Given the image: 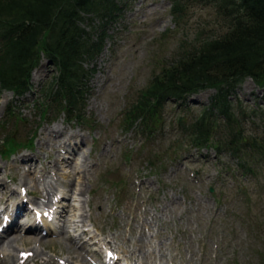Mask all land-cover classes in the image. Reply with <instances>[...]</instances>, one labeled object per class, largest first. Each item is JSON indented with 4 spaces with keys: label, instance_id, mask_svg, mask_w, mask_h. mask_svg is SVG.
<instances>
[{
    "label": "rangeland",
    "instance_id": "1",
    "mask_svg": "<svg viewBox=\"0 0 264 264\" xmlns=\"http://www.w3.org/2000/svg\"><path fill=\"white\" fill-rule=\"evenodd\" d=\"M122 3L123 16L107 31L103 56L85 65L96 73L82 123L54 112L43 118V95L55 74L49 61L33 73V93L21 104L14 103L12 93L0 92V140L11 134L26 143L35 138L33 149L23 148L11 158L0 154V204L22 196V178L30 209L64 197L58 203L64 213L49 223L48 236L21 229L6 235L19 238L12 248L6 238L0 240V264L14 258L12 264H85L73 257L69 237L76 239L75 247L86 249L88 264L103 258L108 245L121 264H264V162L249 159L244 171L238 158L215 147L226 136L223 119L217 120L212 147L203 150L192 148L180 128L181 120L192 122L201 114L215 89L189 97L186 106L167 100L153 132L145 133L142 124L125 130V113L139 93L181 49L224 32L220 19L212 7L195 3L186 6L178 22L169 0ZM231 97L235 107L241 102L248 111L264 107V87L252 79ZM243 121L245 135L264 138L263 120L249 116ZM47 128L60 130L54 142ZM71 131L83 138L82 144L72 143L78 145L73 146L76 163L61 161L45 173L57 153L61 159L69 155L61 144ZM28 219L29 214L21 215L19 222ZM83 232L89 237L80 239Z\"/></svg>",
    "mask_w": 264,
    "mask_h": 264
},
{
    "label": "trees",
    "instance_id": "2",
    "mask_svg": "<svg viewBox=\"0 0 264 264\" xmlns=\"http://www.w3.org/2000/svg\"><path fill=\"white\" fill-rule=\"evenodd\" d=\"M121 1L0 0L2 89L19 96L28 92L31 73L43 55L56 68L48 106L65 112L71 120H81L94 73L85 65L95 62L103 52L107 27L122 14ZM171 1L172 13L180 19L188 3L212 7L224 32L200 38L182 49L178 58L154 77L129 110L130 127L143 120L148 131L158 122L166 98L183 101L204 89H215L210 106L200 117L191 124L183 123L184 132L204 146L217 128V120L223 119L230 139L222 146L240 161L246 157L263 160L264 143L243 137V120L250 114L264 122V108L250 112L241 105L235 107L231 95L248 79L264 87V0ZM93 19L98 25L89 21ZM17 146L11 141L6 148L11 152ZM244 161L247 165L248 160Z\"/></svg>",
    "mask_w": 264,
    "mask_h": 264
},
{
    "label": "bare ground",
    "instance_id": "3",
    "mask_svg": "<svg viewBox=\"0 0 264 264\" xmlns=\"http://www.w3.org/2000/svg\"><path fill=\"white\" fill-rule=\"evenodd\" d=\"M62 131H64V130H62ZM58 133H60V130H57V128H47L46 129V135L47 136H50V139H49V141H52V142H54L55 140L52 138V137H54V136H56ZM62 134H63V132H62ZM66 137H65V139L63 140V142H62V146H67V143L69 144L68 145V147H70V148H73V149H69L68 147L66 148V150L68 151V156L66 155L65 157H66V159H65V157L63 158V159H61L60 158V155L57 153L56 154V159L55 158H53L49 163H48V165L46 166V169H44V171H45V173H47L50 169H56V168H58L59 167V165L61 164V161L63 162V163H66V164H68V165H70V163L71 164H75L76 163V155H77V152H76V148H74L73 146H75V147H77L78 145H73L72 146V143L74 142V141H78L79 142V144H82L83 143V138L82 137H80L81 135H79L76 131H71V132H69V133H67L66 135H65ZM46 139V138H45ZM80 140V141H79ZM46 141V140H45ZM60 145V146H61ZM59 146V147H60ZM40 147H41V145H40ZM44 147H45V145H44ZM80 148V147H79ZM41 149L43 150V148L41 147ZM55 151H57V150H55ZM70 156H71V158H70ZM22 158V160L24 161H26L27 160V157H24L23 158V156H21ZM33 159H35V156H34V158ZM30 161V158H28V160H27V162H29ZM1 163H0V171H1ZM84 174H86L85 172H83ZM23 179H26V178H22L21 179V186L23 187V186H25V181L23 180ZM2 187H3V185H2ZM80 193H84V190L83 189H80ZM25 197V196H24ZM20 198L21 197H18V196H16L15 198L13 197L11 200H13L12 202H6V206H5V210H11V215H10V223H8L7 225H6V227L4 228V233H2L1 234V236L0 237H2L3 239H5L6 238V241L8 242L7 244H8V246L9 247H13V245L15 244V243H17V239H19L18 237H15L14 239H9L8 238V236L7 237H5L6 236V234L9 232H11V231H15L16 229L17 230H19L20 228H19V223H17L18 222V219H19V217L21 216V215H23V212H25V210H26V208L22 205V204H25L24 203V200H20ZM22 199V198H21ZM10 200V201H11ZM20 203V204H19ZM137 207H138V205H136ZM59 210L61 209V206L58 208ZM136 218V216H134V219ZM44 223H46V222H44ZM19 224V225H18ZM52 224H54V223H52ZM46 226H45V229H48V230H52V228L48 225V224H45ZM27 227H29L30 229H28V230H30V231H36V230H38L39 229V227H40V224H37L36 222H35V220H33V223H30V225H28ZM48 227V228H47ZM135 231V230H134ZM5 235V236H4ZM4 236V237H3ZM3 243V242H2ZM70 243L71 244H75V242H74V240L73 239H70ZM70 246V245H69ZM72 249H73V251H74V253L76 254L75 256H73V257H75V259L77 260V261H80V262H83V263H85V264H88L86 261H85V259H84V257H83V255H82V252L79 250V249H76L75 247H73V246H70ZM36 255V257H37V254H35ZM14 262H16V259L14 258V259H12V260H10V263L12 264V263H14ZM8 262H6V264H7ZM115 264H118L117 262L115 263Z\"/></svg>",
    "mask_w": 264,
    "mask_h": 264
}]
</instances>
